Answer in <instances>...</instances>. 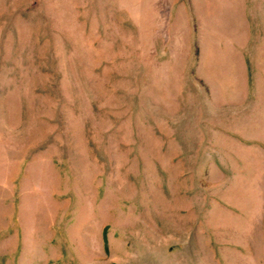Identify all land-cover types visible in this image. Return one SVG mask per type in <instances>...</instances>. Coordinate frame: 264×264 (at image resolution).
I'll list each match as a JSON object with an SVG mask.
<instances>
[{"label":"rangeland","instance_id":"obj_1","mask_svg":"<svg viewBox=\"0 0 264 264\" xmlns=\"http://www.w3.org/2000/svg\"><path fill=\"white\" fill-rule=\"evenodd\" d=\"M0 264H264V0H0Z\"/></svg>","mask_w":264,"mask_h":264}]
</instances>
